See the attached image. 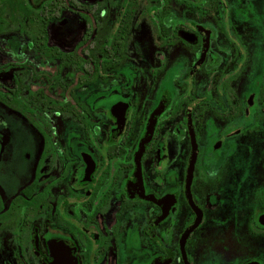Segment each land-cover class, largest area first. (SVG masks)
<instances>
[{"label":"flooded vegetation","instance_id":"af4514ba","mask_svg":"<svg viewBox=\"0 0 264 264\" xmlns=\"http://www.w3.org/2000/svg\"><path fill=\"white\" fill-rule=\"evenodd\" d=\"M0 264H264V0H0Z\"/></svg>","mask_w":264,"mask_h":264},{"label":"clouds","instance_id":"9594fccd","mask_svg":"<svg viewBox=\"0 0 264 264\" xmlns=\"http://www.w3.org/2000/svg\"><path fill=\"white\" fill-rule=\"evenodd\" d=\"M213 175H215V173H213Z\"/></svg>","mask_w":264,"mask_h":264}]
</instances>
